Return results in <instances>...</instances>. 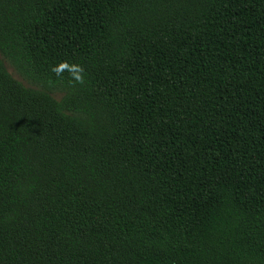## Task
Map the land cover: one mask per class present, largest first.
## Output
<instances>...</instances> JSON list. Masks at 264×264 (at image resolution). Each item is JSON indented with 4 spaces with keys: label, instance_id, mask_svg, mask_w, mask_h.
Listing matches in <instances>:
<instances>
[{
    "label": "trees",
    "instance_id": "16d2710c",
    "mask_svg": "<svg viewBox=\"0 0 264 264\" xmlns=\"http://www.w3.org/2000/svg\"><path fill=\"white\" fill-rule=\"evenodd\" d=\"M0 57V264H264V0H0Z\"/></svg>",
    "mask_w": 264,
    "mask_h": 264
},
{
    "label": "rangeland",
    "instance_id": "374dc122",
    "mask_svg": "<svg viewBox=\"0 0 264 264\" xmlns=\"http://www.w3.org/2000/svg\"><path fill=\"white\" fill-rule=\"evenodd\" d=\"M1 58V57H0ZM4 64L6 66V69L8 71V73L18 82H20L21 84H23L25 87H30L32 88L33 86L29 83H27L26 81L22 80L13 70L12 68L4 61ZM56 100H59L60 95L58 94H54L52 95Z\"/></svg>",
    "mask_w": 264,
    "mask_h": 264
}]
</instances>
